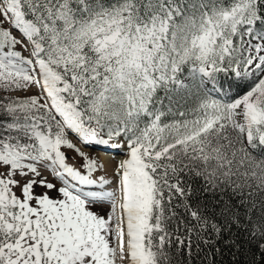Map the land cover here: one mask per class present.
Wrapping results in <instances>:
<instances>
[{"label": "snow or ice", "instance_id": "snow-or-ice-1", "mask_svg": "<svg viewBox=\"0 0 264 264\" xmlns=\"http://www.w3.org/2000/svg\"><path fill=\"white\" fill-rule=\"evenodd\" d=\"M0 264H264V0H0Z\"/></svg>", "mask_w": 264, "mask_h": 264}, {"label": "bare ground", "instance_id": "bare-ground-1", "mask_svg": "<svg viewBox=\"0 0 264 264\" xmlns=\"http://www.w3.org/2000/svg\"><path fill=\"white\" fill-rule=\"evenodd\" d=\"M100 154L103 155L102 159H104V160H107L109 158V156H110V154H105L103 152H100Z\"/></svg>", "mask_w": 264, "mask_h": 264}, {"label": "rangeland", "instance_id": "rangeland-1", "mask_svg": "<svg viewBox=\"0 0 264 264\" xmlns=\"http://www.w3.org/2000/svg\"><path fill=\"white\" fill-rule=\"evenodd\" d=\"M86 151H89V152H92V150L91 149H85ZM92 154H98V153H92ZM99 155V154H98ZM101 157V156H100ZM101 159H102V157H101Z\"/></svg>", "mask_w": 264, "mask_h": 264}]
</instances>
